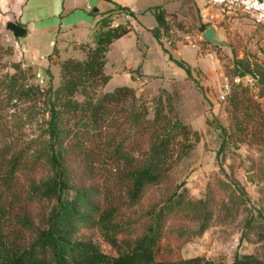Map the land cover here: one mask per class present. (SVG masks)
<instances>
[{"label":"trees","instance_id":"obj_1","mask_svg":"<svg viewBox=\"0 0 264 264\" xmlns=\"http://www.w3.org/2000/svg\"><path fill=\"white\" fill-rule=\"evenodd\" d=\"M117 8L135 15L127 6ZM151 10L157 20L151 31L161 43L162 33L169 28V13L160 5ZM113 13L98 21L94 44L83 46L82 57L68 56L60 62L57 86L52 85L49 68L46 87L29 83L32 67L22 68L19 63L0 82V108L31 96L43 99L48 114L38 139L23 145L6 133L0 145V264H224L202 255L162 254L164 226L172 213L191 204L200 214L194 234L201 235L209 226L210 211L201 199L189 200L186 188L150 210L140 232L124 235L132 228L126 211L179 160L193 153L201 133L175 114L169 95L156 97L150 115L132 86L98 92L111 78L106 72L111 45L133 29L129 21L115 23ZM209 26L204 23L201 29ZM57 52L55 48L49 57ZM173 60L190 72L186 63ZM235 65L239 76L253 77L257 97L264 98V63L238 58ZM247 89L237 85L226 97L230 133L217 119L207 120L220 129L221 152L231 134L264 144V102ZM261 218L258 232L264 237ZM258 227L250 217L245 232ZM83 230H92L95 236L85 237ZM228 264H264V258L238 253Z\"/></svg>","mask_w":264,"mask_h":264},{"label":"rangeland","instance_id":"obj_2","mask_svg":"<svg viewBox=\"0 0 264 264\" xmlns=\"http://www.w3.org/2000/svg\"><path fill=\"white\" fill-rule=\"evenodd\" d=\"M196 4L201 11L207 9L206 0H196ZM212 13L214 17L208 16L205 22L202 14L193 8L171 9L169 28L162 33L161 43L157 39L155 42L147 25L137 24L139 32L122 36L111 45L106 64V72L111 78L98 92L113 90L118 85L132 86L148 105L150 115L156 97L169 95L175 114L201 133L193 153L179 160L160 183L148 187L139 203L126 211L125 218L132 222V228L124 235L134 236L140 232L150 210L161 205L175 191L186 188L184 194L189 200L201 199L210 211L209 226L201 235L194 234L200 224V214L191 204L187 209L172 213L164 226L162 254L171 258L202 255L217 263L228 264L238 253H253L264 258V237L258 232L262 228L261 216H264V144L242 141L231 134L221 152L220 129L207 120L217 119L231 132L232 117L226 97L237 85L248 87L249 95L264 102V98L256 95L258 88L253 77L239 76L235 65L238 58L262 61L264 26L257 25L244 14L222 15L218 7H212ZM151 20L156 21L154 17L143 19L146 24ZM6 21L0 7V82L14 73L15 64L19 63L22 68L31 66L32 73L40 70L45 75L41 83L36 74L30 73L29 83L46 87L50 79L46 69L49 68L53 74L52 85L57 86L60 62L64 58L57 52L48 57V66L32 64L21 40L6 28ZM123 21L131 22V19ZM204 23L218 24V38L228 41L229 45L202 40ZM87 44L93 45L94 40ZM79 46V52L84 54V44ZM121 48H127L126 54L120 51ZM173 59L186 63L190 72ZM132 76L139 80H133ZM46 117L42 98L30 96L3 103L0 145L6 139V133H9L8 139L14 134L23 145L38 139ZM247 173L253 174V181H247ZM250 217L259 227L245 232V223ZM82 232L85 237L95 236L92 230Z\"/></svg>","mask_w":264,"mask_h":264},{"label":"crops","instance_id":"obj_3","mask_svg":"<svg viewBox=\"0 0 264 264\" xmlns=\"http://www.w3.org/2000/svg\"><path fill=\"white\" fill-rule=\"evenodd\" d=\"M119 5L129 7L135 15L118 9ZM158 5L168 13L171 9L184 10L186 7L200 14L204 12L197 6L196 0H0L7 21H16L27 28V34L20 40L32 64L41 66L50 64L48 57L55 48L62 58L82 57L84 54L79 52V45L88 47L87 43L94 39L93 32L98 21L110 11H114L115 22L131 19L133 29L128 34L139 32L137 24H145L151 29L157 20L146 24L143 19L155 18L151 9ZM135 25L137 27L134 28ZM151 36L156 42L155 36ZM120 51L126 54L127 48H121Z\"/></svg>","mask_w":264,"mask_h":264},{"label":"built area","instance_id":"obj_4","mask_svg":"<svg viewBox=\"0 0 264 264\" xmlns=\"http://www.w3.org/2000/svg\"><path fill=\"white\" fill-rule=\"evenodd\" d=\"M207 9L203 12L202 17L208 20L214 17L212 7H218L221 14H244L249 17L257 25L264 26V0H206ZM262 61L264 63V49L262 51ZM36 78L43 83L45 75L40 71H36Z\"/></svg>","mask_w":264,"mask_h":264},{"label":"water","instance_id":"obj_5","mask_svg":"<svg viewBox=\"0 0 264 264\" xmlns=\"http://www.w3.org/2000/svg\"><path fill=\"white\" fill-rule=\"evenodd\" d=\"M6 28L10 30L13 33L14 37L18 39L24 37L27 34V28H25L24 26L13 20L7 21ZM218 30H219L218 24L213 23L201 33L200 37L202 40L211 42L213 44L229 45L228 41L220 40L218 38ZM132 79L139 80L134 76H132ZM246 179L249 182L253 181V174L247 173Z\"/></svg>","mask_w":264,"mask_h":264}]
</instances>
